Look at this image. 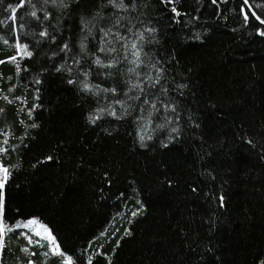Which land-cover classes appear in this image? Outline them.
<instances>
[{
	"label": "trees",
	"instance_id": "1",
	"mask_svg": "<svg viewBox=\"0 0 264 264\" xmlns=\"http://www.w3.org/2000/svg\"><path fill=\"white\" fill-rule=\"evenodd\" d=\"M124 3L0 0L4 222L38 220L71 264H264V0Z\"/></svg>",
	"mask_w": 264,
	"mask_h": 264
},
{
	"label": "snow or ice",
	"instance_id": "2",
	"mask_svg": "<svg viewBox=\"0 0 264 264\" xmlns=\"http://www.w3.org/2000/svg\"><path fill=\"white\" fill-rule=\"evenodd\" d=\"M108 2L110 4H112L114 7L118 8V9H122L124 11H127L128 7H129L128 5H126L124 3V0H108ZM215 2H216V0H213V3H215ZM245 3H247V0H245ZM133 7H134V5H133ZM12 11H13V13H15L16 9H12ZM173 11H175V9H173ZM253 15H255V13H253ZM13 19H15L14 16H13ZM245 19H247V16L245 17ZM257 19H259V17H257ZM261 23H264V20H261ZM85 27H87V25H85ZM262 34H264V33H262ZM107 35H108V32H105V36H107ZM139 38L141 40L143 39L142 33L139 34ZM82 47H83V45H82ZM126 47H127V45H126ZM130 47L132 49V56L134 57V59L131 60L130 63L135 65V67L130 68L128 71L130 73L135 74L138 77L140 74L136 71V69L142 63V61L140 60L141 51L138 49L137 44L135 42L131 43ZM100 50L101 51H115V49H105L104 47H102ZM13 59H15V58H13ZM0 63H2V61H0ZM96 63L102 67H113L114 64L116 63V61H113L112 63L105 65V64H103V62L100 59H97ZM145 79L147 81H150V82L153 81V78L151 77V75H146ZM159 79H160V76H159V71H158V74H157V77H156L154 83H158ZM84 87H85V90H89V91L91 90V88L87 84H85ZM136 89L143 91V88H142L140 83L131 84L129 91H133ZM103 91H107V90H103ZM111 91L115 92V89H112ZM130 98H132V97H130ZM134 98L138 99L139 97L137 96ZM145 102L147 103V101H145ZM152 107L155 108V104H153ZM101 111H103V110H101ZM172 111H175V109L173 108ZM110 114L115 115V112L112 111ZM149 115H151V113H149ZM96 118H99V117H96ZM89 119L93 123L95 122V120L92 117H89ZM172 131L177 132L178 129L173 128ZM143 139H144V137L141 136V141H143ZM6 142L7 141H5V143ZM0 151H3V149H0ZM8 176H9L8 169L0 166V190H2L4 188V184L6 183ZM222 199L223 198H221V200ZM3 203H4L3 202V193H2V191H0V248H2V246H3L2 245V237L5 234V232L12 230L11 228H9L7 226V224L3 220ZM36 223H37V221L32 220V221H29L27 224H24V225L18 224V225H16V227H29V226L34 225ZM41 227H43V226H41ZM43 232L45 233V235L42 236V239H45L49 242V252L44 253V255L48 256L49 253H51L52 255H59L62 257V264H71V257L65 256V254L60 250V246L56 243L55 238L52 236L50 230L47 229L46 227H43ZM36 235L40 236L41 235L40 231H37ZM28 239H29L30 244H32V243L39 244L40 243L39 240L33 241L30 237ZM25 251H27V249H25ZM30 264H31V262H30ZM89 264H91V257H89Z\"/></svg>",
	"mask_w": 264,
	"mask_h": 264
},
{
	"label": "rangeland",
	"instance_id": "3",
	"mask_svg": "<svg viewBox=\"0 0 264 264\" xmlns=\"http://www.w3.org/2000/svg\"><path fill=\"white\" fill-rule=\"evenodd\" d=\"M14 45L19 49V52L22 55H25L27 53L26 52V49H25V46L19 45L18 42H15ZM32 220L37 221V223L34 224V225H31L29 227H16V225H18V224L24 225V224H27L29 221H32ZM41 226L46 227L44 224H42L41 222H39L36 219L23 220V221H18L17 223H15L14 225H12L10 227L12 229L10 232L17 231L18 234L21 237H23L28 242V246H36L35 245L36 243H32V244L29 243V239L28 238L30 237L33 241L39 240L40 241V243H39L40 245L45 244L48 247V249H49V242L47 240H45V239H42V236H44L45 233L43 232V227H41ZM37 231H40V233H41L40 236H37L36 235V232ZM57 256H59V255H57ZM67 257H69V256H67Z\"/></svg>",
	"mask_w": 264,
	"mask_h": 264
}]
</instances>
